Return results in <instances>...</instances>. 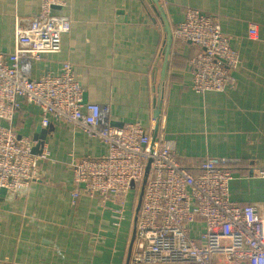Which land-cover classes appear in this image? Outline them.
<instances>
[{
	"label": "crops",
	"instance_id": "0c3cea01",
	"mask_svg": "<svg viewBox=\"0 0 264 264\" xmlns=\"http://www.w3.org/2000/svg\"><path fill=\"white\" fill-rule=\"evenodd\" d=\"M40 2L0 0V53L14 50L16 17L36 15ZM160 2L172 42L159 128L188 168L200 158L225 160L232 175L231 201L264 205V179L257 175L264 168V0ZM189 7L214 17L230 46L244 55L232 70V85L224 90L197 92L191 87L189 55L198 47L179 42L173 33ZM54 11L70 19L71 29L62 36L59 52L33 62L31 76L59 73L70 63L86 101L109 105L111 124L138 122L151 132L165 30L150 1L65 0ZM251 25L257 36L249 34ZM18 101L14 119L3 123L32 139L41 124L40 108ZM49 124L53 131L37 161V177L26 188L0 196V264H125L137 198L128 193L124 219L116 225L119 206L111 195H89L73 176L77 161L102 156L106 144L55 118ZM203 226L201 220L191 223L190 235L198 237ZM213 259L218 263V256Z\"/></svg>",
	"mask_w": 264,
	"mask_h": 264
},
{
	"label": "built area",
	"instance_id": "2783aa9c",
	"mask_svg": "<svg viewBox=\"0 0 264 264\" xmlns=\"http://www.w3.org/2000/svg\"><path fill=\"white\" fill-rule=\"evenodd\" d=\"M64 4L65 0H41L36 15L17 16L14 50L0 53V192L26 188L37 177V161L43 156L32 153L31 138L18 136L3 123L14 119L23 98L40 108L43 126L55 118L106 144L102 156L77 161L73 176L87 194L103 199L111 195L119 206L116 225L124 219L128 193L138 197L137 187L150 160L132 262L264 264V205L230 200L232 175L224 159L200 158L188 168L161 128L153 141L151 132L138 122L113 126L108 104L83 101V87L70 63L59 73L31 76L33 62L45 53L59 52L62 36L71 29L70 19L54 11ZM173 33L179 42L198 47L189 55L195 91H221L232 85V70L244 55L230 46L214 17L188 8ZM249 34L258 35L255 25ZM257 175L264 179V168ZM198 220L204 226L193 237L190 224Z\"/></svg>",
	"mask_w": 264,
	"mask_h": 264
},
{
	"label": "water",
	"instance_id": "95a60500",
	"mask_svg": "<svg viewBox=\"0 0 264 264\" xmlns=\"http://www.w3.org/2000/svg\"><path fill=\"white\" fill-rule=\"evenodd\" d=\"M149 1L151 3L152 10L155 12V14L158 16V18L161 19V21L164 25V30H165L164 60L162 63V68H161L159 85L154 88V90L156 91V94H155L154 99H153L154 127L151 131V135H152V138L154 141L156 138V133H157V130L159 127V122H160L162 85H163L164 72H165V68H166V58H167L168 53L170 51L171 42H172V31H171L170 24H169L168 19H167L166 12H165L160 0H149ZM156 68H157V66H156ZM83 101L87 102L86 96L83 98ZM112 125L113 126H121L119 124H112ZM52 131H53V126L51 124L46 125V126H43L41 124L36 125V127L33 131V134H32L33 135L32 140L35 142L34 146L32 147V153L34 155H38V154L42 153V151L44 149L45 140H46L47 136ZM149 168H150V160H148V162H147L145 174H144V177H143L142 182L140 184V191H139V194L137 197V202H136V206H135V210H134V216H133L132 234H131V238H130V242H129V246H128V252H127L125 264H130V261H131V252H132V248H133V244H134V240H135V235H136V226H137L138 214H139L140 207H141L143 189H144V186H145V183L147 180V174H148ZM5 192H6V189L2 188L0 196L3 197L5 195Z\"/></svg>",
	"mask_w": 264,
	"mask_h": 264
},
{
	"label": "trees",
	"instance_id": "16d2710c",
	"mask_svg": "<svg viewBox=\"0 0 264 264\" xmlns=\"http://www.w3.org/2000/svg\"><path fill=\"white\" fill-rule=\"evenodd\" d=\"M139 189H140V186L137 187V191H139Z\"/></svg>",
	"mask_w": 264,
	"mask_h": 264
},
{
	"label": "rangeland",
	"instance_id": "374dc122",
	"mask_svg": "<svg viewBox=\"0 0 264 264\" xmlns=\"http://www.w3.org/2000/svg\"><path fill=\"white\" fill-rule=\"evenodd\" d=\"M190 8V7H189ZM188 8H186V10H187ZM186 10H185V12H186ZM184 15H185V13H184ZM185 18V17H184Z\"/></svg>",
	"mask_w": 264,
	"mask_h": 264
}]
</instances>
